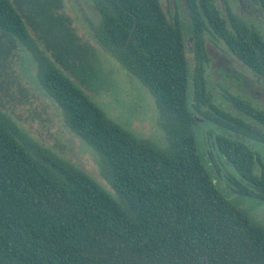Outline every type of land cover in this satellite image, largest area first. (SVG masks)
Returning a JSON list of instances; mask_svg holds the SVG:
<instances>
[{"label": "trees", "instance_id": "16d2710c", "mask_svg": "<svg viewBox=\"0 0 264 264\" xmlns=\"http://www.w3.org/2000/svg\"><path fill=\"white\" fill-rule=\"evenodd\" d=\"M89 2L100 16L89 26L93 41L152 91L165 145L127 129L90 96L103 84L96 48L65 0H0V31L32 53L39 85L94 148L111 184L0 111V264H264V223L218 188L196 136L199 123L216 124L221 160L240 174L235 191L264 200V165L245 140L264 142V110L231 94L236 115L214 102L205 47L207 38L223 41L264 81L262 27L229 25L217 0H185L187 25L162 0Z\"/></svg>", "mask_w": 264, "mask_h": 264}, {"label": "rangeland", "instance_id": "374dc122", "mask_svg": "<svg viewBox=\"0 0 264 264\" xmlns=\"http://www.w3.org/2000/svg\"><path fill=\"white\" fill-rule=\"evenodd\" d=\"M163 2L165 8L171 6L170 0ZM65 10L73 17L74 25L83 40L96 48L95 61L103 84L94 93L88 90L90 96L124 127L164 146L165 134L154 94L141 79L131 74L115 57L96 44L90 35L89 26L93 30L94 25L100 22L95 7L89 0H65ZM262 29L264 32V26ZM189 35L190 30L186 29L187 39ZM209 43L207 75L214 102L236 115L240 110L232 103L235 100L229 98V95L225 97V94H231L243 100H251L264 110V81L258 80L251 69L227 51L224 43L214 40H209ZM188 56L191 61L194 60L192 54L189 53ZM194 64L191 63L193 70ZM37 68V61L32 53L20 46L17 40H11L0 31V111L9 114L33 138L80 165L111 190L110 182L100 173L99 158L94 148L66 126L60 107L39 85ZM189 101L192 105L191 89ZM220 133L216 124L211 121L201 122L196 126L198 148L203 161L211 166L218 188L245 210L252 220L264 223V200L235 191V180L240 179V174L221 160L215 142ZM245 140L258 152L264 165V142ZM210 152L214 155L213 161L210 160Z\"/></svg>", "mask_w": 264, "mask_h": 264}, {"label": "flooded vegetation", "instance_id": "af4514ba", "mask_svg": "<svg viewBox=\"0 0 264 264\" xmlns=\"http://www.w3.org/2000/svg\"><path fill=\"white\" fill-rule=\"evenodd\" d=\"M171 6H167L173 9V15H179V17L185 23L190 21V15L188 14L186 8L185 0H170ZM181 4H180V3ZM164 5V2L162 0ZM217 6L220 9L221 13L224 17L229 21L233 22H245L251 25H258L260 27L264 26V0H217ZM166 7V8H167ZM230 23L229 25H231ZM209 38H207L205 42V47L208 51V65L210 61V54H209ZM194 38L190 34L188 39L186 38V45L188 54H192L193 58H195L194 54ZM224 43L221 40H218L217 43ZM252 102L251 100H249ZM253 103V102H252ZM252 121V119H251Z\"/></svg>", "mask_w": 264, "mask_h": 264}]
</instances>
